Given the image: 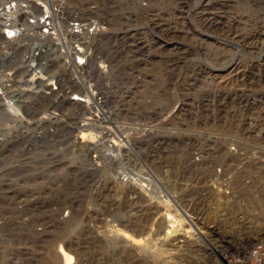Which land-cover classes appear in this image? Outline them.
I'll use <instances>...</instances> for the list:
<instances>
[{
	"label": "rangeland",
	"instance_id": "rangeland-1",
	"mask_svg": "<svg viewBox=\"0 0 264 264\" xmlns=\"http://www.w3.org/2000/svg\"><path fill=\"white\" fill-rule=\"evenodd\" d=\"M138 1L146 5H137ZM100 6L105 12L109 11L111 28L122 33L118 35L122 42L121 47L116 45L113 61L109 60L114 64L110 79L98 84L100 92L106 91L108 85L113 90L105 96H113L109 99L114 102L109 105L115 122L131 128L132 148L123 137L127 135L126 131L119 132L118 125L112 128L114 123L107 110L87 131L96 136V146L89 149L80 146L77 140L75 142L73 134L76 133L65 134L62 144H56L58 140L52 136L47 137L46 140L57 146L44 149L41 144L31 141V134L19 131L10 135L3 131L6 134L0 136L3 141H0V264L246 263L225 260L227 255H237L214 240L221 237L236 249L245 244L253 245L250 241L241 244L244 237L231 240L230 230L216 224L214 218L204 216L207 210L204 212L201 208L206 205L199 198L191 200L200 202L194 207L190 203V213L201 229L202 223L207 226L204 232L218 236H213L211 242L205 240L201 231L194 230L195 236H190L187 245L165 244L174 250L170 256L161 249V244L155 245L159 240H153L152 244L149 243L151 239L148 240L149 235L156 237L159 232L164 236V217L159 218L154 210L151 213L149 209L142 216L141 223L133 224L132 219L140 215V206L147 208L163 201L152 194L155 190L162 192L154 183L153 192H147L151 197L145 201V195L137 185V179L142 175L152 176L155 180L166 175L163 186L169 191L184 192L187 197V191L191 189L187 190L183 178L187 184L197 186L195 179L202 173L201 166L210 161L216 164L220 157L225 158L228 154L241 158V153H246L243 149L240 154L231 155L224 151L225 147L222 152H217L216 140L231 148L242 136L227 131V126L237 129L230 122L222 126V131L211 123L215 119L214 112L220 113L219 118L225 120L223 106L237 104L240 95L251 98L258 92L264 97V36L249 44L244 42L245 37L264 26V0H109V4L108 0H100ZM115 36L116 33L111 39L117 41ZM98 50L101 60H107L106 53ZM235 59L245 66L244 87H236L233 80H216L213 76L229 69L228 63ZM104 64L109 65L108 60ZM22 66L24 68L25 63ZM7 69V72H16L19 80L22 78L17 66L9 65ZM48 78L47 75L45 80ZM3 85L1 77L0 93L4 92ZM236 88L238 92L235 93ZM71 93L73 97L77 95L74 90ZM48 106L49 103L39 100L32 114L31 110L26 111L27 108H21L20 113L10 108L8 114H0V127L33 129ZM79 109L85 113L86 108ZM74 110L69 104H63L61 117L66 114L74 124L78 117L69 116L76 114L72 113ZM154 113L155 117H158L157 113L163 116L161 122L156 123H163L162 131L157 134L163 139L156 147V133L147 144L140 138L150 128L147 121L154 119ZM206 118L208 126L204 123ZM58 119L54 122L49 119L48 124L62 123L60 117ZM260 120L264 123L263 119ZM139 127L144 131L138 133ZM106 130L117 132L108 134ZM190 133L189 137L196 144L202 141V137L209 140L206 149L203 148L204 157L200 163L188 162L191 154L194 158L200 157L196 145H192L193 149L169 145L171 139L186 140L188 137L183 136ZM213 134L221 136L224 142ZM258 136L264 138V134ZM99 139H113L117 143L115 149L119 150V158H99L108 151L106 146H101ZM143 151L145 157L141 155ZM144 160H147L146 164L142 162ZM122 172L131 173L134 179L120 180ZM167 175L176 181L175 184H166ZM129 200L131 204L127 202ZM179 202L185 208L189 206V203ZM163 203L160 202L161 207ZM62 210L66 211V216L60 214ZM169 210L170 207L163 214L165 217L168 213L174 214ZM255 224L264 229L263 223ZM254 263L264 264V260Z\"/></svg>",
	"mask_w": 264,
	"mask_h": 264
},
{
	"label": "built area",
	"instance_id": "built-area-1",
	"mask_svg": "<svg viewBox=\"0 0 264 264\" xmlns=\"http://www.w3.org/2000/svg\"><path fill=\"white\" fill-rule=\"evenodd\" d=\"M30 1H23L19 5L16 0H0V78L2 77L4 82V92L0 93V102H2L0 104V114H8L11 111L10 108L18 113L21 112V108H27L26 111L31 110L32 114L39 100L49 103V106L44 109L41 119L36 121L35 128L17 129L16 127H12L13 129H7L0 127V135H2L3 131H8L7 134L10 135L19 133V131L21 134L25 132L31 134V141L41 144L44 149H48V147L51 148V145L56 147V144H62L61 141L65 137V134L71 135L76 133L73 135L74 140H77L78 129L71 124L72 122L68 120L66 115L61 117L62 98L48 97L50 95L41 93L40 82L38 80L40 78H47L48 75L57 83V79L65 75L71 87L77 93L74 97L76 101L84 103L88 101V98L91 99V107L85 109V113L81 112V115L87 122L92 121L90 125L96 124V118H99L102 112L107 110V114L112 113L109 103H113L114 101L109 98L113 96L103 98L100 103L94 102V96L98 94L102 98L107 92L110 94L113 91L109 89L111 87L108 85L109 87L106 91L100 92L98 83L110 79L109 77H111V73L114 71V64L109 60L113 61L114 59L113 54L117 50L116 45L121 47L119 45L122 42L121 36L118 38V35L122 33L112 30L111 27L113 25L110 13L109 11L105 12L101 8L100 0H53L49 4L42 3L41 0ZM137 5L145 6L146 3L138 1ZM17 10H21L22 13H17ZM104 15H107V17ZM115 33V40L117 41L111 39ZM123 34L125 35L126 32H123ZM98 48L101 49L102 54L103 52L106 53L109 65L104 64L107 60H101ZM76 50L88 54L86 58H76L77 61L82 60V63L76 61L77 65L82 66V70L80 71L72 70V65L66 64L68 60L67 55L71 56L72 53L78 52ZM32 53H36L37 57H31ZM45 54H55L58 59L55 63L48 64L47 60H44L43 57ZM35 60L37 61L36 64L33 63ZM22 63H25L24 68ZM9 65H15L19 68V74L22 76L20 80L16 72H7ZM42 71L46 74L42 73ZM35 74H38L39 77L37 78ZM76 78L82 80L91 90V93L80 83H76ZM253 96L255 97L247 98L244 95H240L238 97L240 101L235 104L236 108L250 115V118L243 123L248 129H254L257 126L258 120H264V102H262L264 98L262 95L259 96L258 92ZM95 103L104 110L93 111ZM73 105L79 106L74 102ZM245 105L248 106V109H246ZM229 107L223 108L224 114L227 115ZM157 114L158 117H155L154 113V119L147 121L150 123L148 125L150 128L145 130V136H140L144 144H147L154 139L153 133H156V137L158 138L154 139L156 143L155 147L163 139L157 135L162 131L163 123L156 125V123L161 122L163 116L161 113ZM75 115L77 117L80 116L79 113ZM53 116L60 117L62 123L48 124L49 119ZM108 117L114 123L113 129L118 125L119 132L126 131L127 135H124L126 136L124 138L125 142L129 139V142L126 143L130 145L128 147L132 148L131 140L133 137L131 135L132 130L128 129L129 126H121L119 122H115L116 118H114L113 113L109 114ZM214 122L211 124L216 125ZM223 122L221 119L217 125L221 131L223 130ZM138 129V133L144 131L140 127ZM262 134L264 133H260V135ZM190 135L191 133L183 136V138H190L186 140L179 139L178 141L176 139L174 141L175 139L173 138L169 145L178 144V146L181 145L184 148L187 146L190 149L193 147L192 145L196 144L195 141H192V137H189ZM51 136L58 140L56 144L53 141L46 140L47 137ZM213 136L220 137L223 141L221 136L216 134H213ZM244 136L247 139H256L257 142L264 143L263 138L252 132H244ZM202 141L197 143L200 146L198 154L204 157L202 151H204L203 148L206 149V146H208L209 140L202 137ZM220 147H225V152L228 153L235 149V146L227 148L225 144L223 146V143ZM141 155L143 157L146 156L144 151ZM48 157V154L45 155L46 160ZM142 162L146 164L147 160ZM188 162L200 163L202 159L200 157L194 158L191 154ZM201 168L209 169V171L206 173L203 171L195 179L198 183L197 186H194L192 183L187 184V181L184 178L182 179L187 190L191 189V191L186 190L188 192L187 197L184 192L169 191V189L163 186V178L166 175L156 178V180L154 179L155 188L162 192L160 193L155 190V194H152L156 197L158 196L157 198L159 199L161 198L163 201L159 200V202H165L171 208V212L176 214V216L173 215L171 218H168V225L173 230H177L178 226L183 224L182 233L188 230L194 234V230H198L201 231V235L205 236V240L212 242L213 236L218 235L216 233L210 235V232H204L205 229H208L207 226L201 222V229L190 213V207L187 206L185 208L179 202L181 200L183 204L187 205L192 199L199 198L205 203L208 216L214 218L215 223L222 226L223 229L230 230L231 240L237 241L238 237H244L241 244H245L246 241L251 240L250 236L256 234L258 229L260 230L255 222L264 224V158H233L232 156H226L225 158L220 157L219 162L216 164H205ZM142 177L145 176L142 175ZM168 177L169 175H167ZM186 177L189 179L190 175L188 174ZM166 182V184L171 182L173 185L176 181L168 178ZM146 195L145 201L151 197L147 192ZM167 197L168 199H166ZM185 197L186 199H183ZM159 202H155L154 204L156 209L154 213L163 218V211ZM255 209L260 210V212H255ZM148 210L149 208H146V213H148ZM150 212L152 213L153 211L150 210ZM60 214L62 216L67 215L66 211L63 210L60 211ZM256 214L258 215L256 216ZM219 241L223 244L221 245L222 247L226 246L227 251L237 255L235 257H231L232 254H230L231 256L227 255L225 257L227 261L255 264L254 261L264 260V243L257 244L256 246L245 244L236 249V247L229 246L221 237H217V241L215 239L214 243L219 244ZM150 243L152 244V239Z\"/></svg>",
	"mask_w": 264,
	"mask_h": 264
},
{
	"label": "bare ground",
	"instance_id": "bare-ground-1",
	"mask_svg": "<svg viewBox=\"0 0 264 264\" xmlns=\"http://www.w3.org/2000/svg\"><path fill=\"white\" fill-rule=\"evenodd\" d=\"M23 1H26V0H16L17 4L20 5L21 2ZM29 2H31L30 0H27ZM42 3H51V1L53 0H41ZM17 13H22L21 10H17ZM264 36V26H261V29L259 30H256L254 32V34H250L248 35V37H245L244 38V42L246 44H249L251 42H255L257 40H259L261 37ZM54 51V50H53ZM78 52H75V53H72L71 56L67 55V61H66V64L67 65H72L71 66V69L72 70H76V71H80L82 70V66L80 65H77V62L79 63H82V60L80 61H77V57L79 58H86V56L88 54L84 53V52H79V50H76ZM31 57H37V54L36 53H32L31 54ZM44 60H47L46 62L48 64H53L57 61L58 57L55 55V54H45L44 56ZM42 57V58H43ZM41 58V59H42ZM77 61V62H76ZM229 66H231L229 69H223L222 72L218 71L217 73H214V78H217L216 80H219V79H226V80H233L236 82V87H244L245 84H244V80H246V70H245V66L243 65V63L241 61H238L237 59L235 60H232L231 62L228 63ZM227 64V65H228ZM227 65H225L224 67H227ZM67 70V69H66ZM101 71H104L103 69H100ZM69 71V70H68ZM42 73H44L42 71ZM46 74V73H44ZM35 76H37V78L39 77L38 74ZM34 76V77H35ZM34 79V78H33ZM46 78H40L38 81L40 82V92L43 93V94H46V95H50L48 97H62L63 100H62V103L63 104H69L71 107H73L75 110L74 112L72 113H79V117L76 119V121L74 122L73 125H76V128H79L78 129V132H77V141L78 143H80L79 145L82 146L83 148H88L90 146L92 147H95L96 146V142H95V139H96V136H94V133L93 132H90L88 133L87 131L90 130L91 127H93V125H90V122H87L86 120H82L83 119V116L81 115V110H77L79 107L82 108H86V109H89L91 107V103H90V98H88V101H85L84 103H81V102H78L74 99L73 95L71 96L70 94L72 90L75 91V89L73 87H71L69 81H67V78L65 75H63L62 77L60 76L58 79H57V83L49 76L48 80H45ZM73 79V77H72ZM75 81V80H74ZM222 81V80H221ZM76 83H80V85L84 86V88L91 93V90L87 87V85H85L82 80L76 78ZM250 82V81H249ZM247 83V82H246ZM250 84V83H249ZM225 87L227 86V83L224 85ZM234 86V87H235ZM240 91V90H239ZM244 91V90H243ZM238 92L237 91V88L235 89V93ZM246 93V92H245ZM250 96V95H249ZM103 98H106V96L104 95V97H100L98 96V94H95L94 96V102H98L100 103L101 100ZM236 98V97H235ZM264 98V97H263ZM239 99V98H238ZM73 102L77 105H79L78 107L77 106H73ZM264 102V101H262ZM223 103H226L225 101ZM235 104V103H234ZM258 105V104H256ZM82 106V107H81ZM227 104H225L223 106V108H227ZM246 109H248V106L245 105ZM95 110H104L102 107H100L98 104L95 103V108L93 109V111ZM112 110V108H111ZM223 111V110H222ZM224 112V111H223ZM87 113H91V112H87ZM97 113H99L97 111ZM111 114V113H109ZM215 114V119H214V124L218 125V123L221 121V119L219 118L220 117V113H216L214 112ZM66 115V114H65ZM75 114H69V116H74ZM76 116V115H75ZM214 116V115H213ZM225 120H223L224 122V125L226 126L227 125V122H230L232 125H235L238 129H234L230 126H227V131L230 133V134H239L242 136V139H239L237 138V141H235L237 143V145L235 146V149L233 150L234 152H230V154L232 155L233 154H240V152L245 149L246 150V153H241L242 157L241 158H264V143H259L255 140H251V139H247L245 138L244 136V132H252L254 134H256L257 136L260 134V133H264V123L263 121L261 120H258V123H256V127L254 129H248L247 127H245L243 125L244 121L245 120H248L250 118V115L243 112L241 109H238L236 108L235 105H232L229 107V110L227 112V115L225 114ZM67 117V115H66ZM77 117V116H76ZM214 118V117H213ZM106 120H108L107 117H105ZM59 120L58 117H55L53 116L51 118V122H54V121H57ZM208 122V119L206 118L205 119V124ZM107 123V122H106ZM213 123V122H212ZM229 124V123H228ZM207 125V124H206ZM223 126V125H222ZM102 128L104 129V126H102ZM117 128V127H116ZM128 129H131L130 127H128ZM240 131V132H239ZM106 132H108V134H115L116 132L115 131H112V130H106ZM79 134H81V136H79ZM0 136H5L4 132H2V135ZM124 138H126V136H123ZM260 137V136H259ZM5 138V137H4ZM100 138V137H99ZM264 139V138H263ZM101 140L100 142L102 143L101 146H106V149L108 150V154L107 152L103 153V155L99 156L104 158L105 156L106 157H112V158H115V159H118L119 158V150L115 149L117 143L112 139L110 141H104L102 139H99ZM224 140H226V138H224ZM0 141H2V138L0 137ZM123 141V139H122ZM76 142V140H75ZM126 142H129V139L128 141ZM215 142H217V147L218 149H216L218 152H222L223 151V147H220V143L218 142V140H216ZM249 142V143H248ZM251 142H255V143H252L250 144ZM77 143V142H76ZM98 144V143H97ZM196 145V149L199 151V146L197 144H194ZM214 145V144H213ZM123 146V145H122ZM126 147V146H125ZM194 147H192L193 149ZM105 149V150H106ZM113 149V150H112ZM112 150V151H111ZM193 151V150H192ZM224 151H226V149H224ZM109 152H110V155H109ZM250 152V155H248ZM193 153V152H192ZM228 153V152H227ZM197 154V153H196ZM198 155V154H197ZM227 155V154H226ZM229 155V154H228ZM227 155V156H228ZM258 155V156H256ZM233 156V155H232ZM98 157V156H97ZM201 157V156H200ZM96 158V157H95ZM224 158V157H223ZM233 158H240V157H233ZM201 159H203V157H201ZM116 161V160H115ZM99 163V162H98ZM209 164H211V161L209 162ZM155 165V164H154ZM151 166V165H150ZM126 169V168H125ZM128 171V169H127ZM201 171L203 173V171L206 173L209 171V169H204V168H201ZM121 178H119L120 180H132L134 179L132 176L131 173H127V172H122L121 174ZM117 176V175H116ZM140 178H138V183L137 185L140 186V192H143V194L147 197L146 195V192H150L152 191V188H153V185H155L154 180L152 177H141V179L139 180ZM119 181V180H118ZM154 183V184H153ZM130 184V183H129ZM153 184V185H152ZM134 185V184H133ZM139 190V189H138ZM137 191V190H136ZM131 192V191H130ZM153 192V191H152ZM142 194V193H140ZM133 195V194H132ZM142 196V195H141ZM129 197V196H128ZM168 199V198H167ZM202 200V199H201ZM131 204V200L127 201ZM126 202V203H127ZM200 201L198 202H195V201H191L189 202V207H191L190 203L192 204V207H194L195 204L199 203ZM148 203V202H147ZM160 203V202H159ZM137 204V203H135ZM164 205H162V208H165V210L163 211L162 214H165L167 211V208L169 206H167L166 203H163ZM129 206V205H127ZM143 206V205H142ZM131 207V205H130ZM149 208L151 211L152 210H156L155 207L153 205H149ZM196 208V207H195ZM204 212L207 210L206 207H202L201 208ZM146 208H143L140 206L139 208V212H140V215H136V218L138 217H141V219H132V221L134 222L133 224L135 223H141L142 222V219L143 217L142 216H145L146 213ZM171 211V210H169ZM194 212V211H193ZM150 213V212H149ZM136 214V212H135ZM176 216V214H171V213H168V215L165 217V215H163L164 217V220L166 222V226H164V229H166L165 231V234L163 236V234H161L160 232L156 235V239L153 238V236L149 235L150 238H148V240L152 239V242L153 240H159L158 242H156V246L158 244H161V249L163 251H165V253L170 256V255H173V252L174 250L171 249L170 247H166V243L167 244H170V245H177V244H185L187 245V240L190 238V236L194 235L193 233H191L190 231L186 230L184 233L181 232V230H183V227L182 225L178 226L177 230H173V228H171L168 224H169V221H168V218H171L172 216ZM155 216V215H154ZM204 216H208V214L206 213ZM159 217V216H158ZM194 217V216H193ZM197 217V216H196ZM157 218V217H156ZM160 218V217H159ZM195 219V218H194ZM124 223V222H123ZM164 223V221H163ZM160 225L157 226V228H159ZM143 227L141 226V229ZM214 229V228H211V230ZM143 230V229H142ZM94 233V232H93ZM142 232H140L141 234ZM140 234H137L138 237H140L139 235ZM195 236V235H194ZM90 237V236H89ZM251 237V240L250 241V244L251 245H254L256 246L257 244H262L264 243V230L263 229H258V232L256 234H253ZM147 239V238H146ZM142 240V239H141ZM186 242V243H185ZM71 243H73L72 239H71ZM150 243V242H149ZM125 244V243H124ZM124 247V246H123ZM143 250V249H142ZM128 251V250H127ZM172 251V252H171ZM168 259V258H167ZM170 259V258H169ZM166 260V259H165ZM188 263V262H187ZM181 264V263H180ZM189 264V263H188Z\"/></svg>",
	"mask_w": 264,
	"mask_h": 264
},
{
	"label": "trees",
	"instance_id": "trees-1",
	"mask_svg": "<svg viewBox=\"0 0 264 264\" xmlns=\"http://www.w3.org/2000/svg\"><path fill=\"white\" fill-rule=\"evenodd\" d=\"M245 264H247V263H245Z\"/></svg>",
	"mask_w": 264,
	"mask_h": 264
}]
</instances>
